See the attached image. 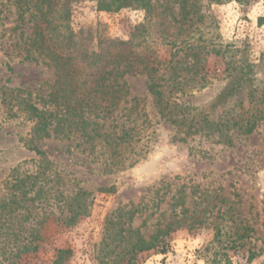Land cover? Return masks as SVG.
Instances as JSON below:
<instances>
[{"label":"rangeland","instance_id":"rangeland-1","mask_svg":"<svg viewBox=\"0 0 264 264\" xmlns=\"http://www.w3.org/2000/svg\"><path fill=\"white\" fill-rule=\"evenodd\" d=\"M201 6L209 18L203 25L195 23L190 37L180 38L195 45L220 47L222 51L242 50L248 60L264 62V0L224 4L203 1ZM145 16L143 10L132 9L97 12L95 3L86 1L74 6L70 25L74 31L90 30L93 36L98 33L126 41ZM164 16L160 27L159 19H150L145 45L153 58L165 63L174 53L166 41L176 34L173 18H179L178 7L174 5L173 15ZM15 18L9 0H0V191L14 168L30 173L35 171L34 161L38 160L25 144L32 124L17 106L9 109L7 89L30 92L40 108L41 99L54 90L55 80V70L48 58L36 52L32 59L25 58L23 43L32 29L29 24L15 29ZM83 47L93 50L95 41H84ZM137 49L140 51L143 46ZM228 57L206 56L205 77L209 83L203 90L193 89L189 95L179 96L178 102L196 107L211 100L225 83L223 70ZM183 58L181 51L176 59ZM191 78L187 74L182 82L192 87ZM118 81L126 84L128 99H139L128 123L130 128L135 126L132 133L136 143L127 149L123 169L102 172L104 157L93 160L77 152L71 140L57 134L37 141L53 167L69 180L65 187L88 191L91 204L84 216L67 227L59 220H44L32 209L20 241L26 243L24 238L37 233L42 237L39 249L16 255L14 238L3 236L0 264H165L168 256L176 253L182 256L183 264L260 261L264 257V129L235 140L232 147L205 138L200 132L185 135L183 126L159 118L146 90L145 75L125 74ZM141 113L146 114V122ZM109 186L114 187L111 193L97 191ZM51 204L55 202L51 200ZM131 205L139 208L131 222L127 217L119 219L117 213ZM52 209L58 217V211ZM173 214L179 216L177 220L185 216V225L151 250L131 257L126 253L128 243L113 240V231L121 225L138 230L148 240L156 226L163 227L174 219ZM109 220L115 223L111 227ZM59 250L68 253L57 261Z\"/></svg>","mask_w":264,"mask_h":264},{"label":"trees","instance_id":"trees-1","mask_svg":"<svg viewBox=\"0 0 264 264\" xmlns=\"http://www.w3.org/2000/svg\"><path fill=\"white\" fill-rule=\"evenodd\" d=\"M86 1L94 2L97 12L143 10L145 21L133 28L126 41L98 33L93 36L90 30L74 31L70 25L73 8ZM203 1L224 4L249 0H9L18 23L15 29L27 24L32 29L23 43L25 58L32 59V53L36 52L48 58L55 70L54 90L41 99L40 108L30 92L7 89L9 109L17 106L32 124L25 144L38 157L34 161L35 171L20 173L14 168L0 191V238H14L16 255L36 252L42 241L37 233L24 238L26 243L20 241L22 234L26 233L24 224L30 219L32 209L44 220H59L67 227L84 216L91 204L88 191L65 187L69 180H65L60 169L53 167L38 148L37 141L57 134L71 140L77 152L91 156L93 160L104 157L102 172L123 169L127 160L125 153L136 143L132 133L135 126L130 128L128 123L139 102L135 97L128 99L126 84L118 81L125 74L146 76V90L159 118L171 125L183 126L185 135L200 132L205 138L232 147L235 140L248 137L259 128L264 129L263 60L254 63L248 60L245 51H222L220 47L195 45L179 37H190L194 24L203 25L209 18L201 11ZM174 5L178 7L179 15L178 19L173 18L176 34L166 41L174 53L164 63L153 58V53L145 45L146 36L150 19H159L158 26H162L164 15H173ZM20 35L22 37L23 33ZM91 40L95 41V48L89 51L83 47V42ZM139 46H143L140 51ZM181 51L184 58L176 59ZM209 54L222 58L229 54L224 63L223 87L211 100L199 106L189 107L178 102L179 96H187L193 89L203 90L209 83L205 77L206 56ZM187 74L192 77V87L182 82ZM141 117L147 121L145 113H141ZM97 191L111 193L114 187H101ZM53 207L58 211V217ZM138 212L139 208L131 205L119 211L117 217H127L131 222ZM176 217L179 216L175 214L174 219L163 227L156 226L148 240L138 230L129 226L125 229L123 225L113 231V240L128 243L130 247L126 253L133 257L138 252L153 249L164 237L185 225V216L178 220ZM114 224L109 220V227ZM65 253L68 252L59 250L56 260L60 261Z\"/></svg>","mask_w":264,"mask_h":264},{"label":"built area","instance_id":"built-area-1","mask_svg":"<svg viewBox=\"0 0 264 264\" xmlns=\"http://www.w3.org/2000/svg\"><path fill=\"white\" fill-rule=\"evenodd\" d=\"M165 264H183V258L180 254H174L168 256Z\"/></svg>","mask_w":264,"mask_h":264},{"label":"crops","instance_id":"crops-1","mask_svg":"<svg viewBox=\"0 0 264 264\" xmlns=\"http://www.w3.org/2000/svg\"><path fill=\"white\" fill-rule=\"evenodd\" d=\"M253 264H264V257L262 259H260V261H256Z\"/></svg>","mask_w":264,"mask_h":264}]
</instances>
